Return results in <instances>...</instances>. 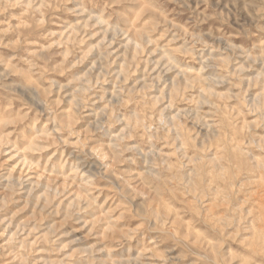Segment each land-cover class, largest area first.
Returning a JSON list of instances; mask_svg holds the SVG:
<instances>
[{
    "label": "rangeland",
    "instance_id": "obj_1",
    "mask_svg": "<svg viewBox=\"0 0 264 264\" xmlns=\"http://www.w3.org/2000/svg\"><path fill=\"white\" fill-rule=\"evenodd\" d=\"M0 264H264V0H0Z\"/></svg>",
    "mask_w": 264,
    "mask_h": 264
}]
</instances>
